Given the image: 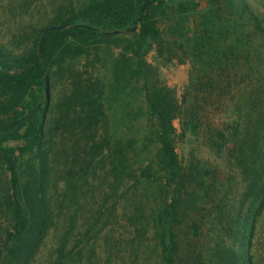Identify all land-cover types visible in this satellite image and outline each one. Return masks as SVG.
<instances>
[{
	"label": "rangeland",
	"instance_id": "374dc122",
	"mask_svg": "<svg viewBox=\"0 0 264 264\" xmlns=\"http://www.w3.org/2000/svg\"><path fill=\"white\" fill-rule=\"evenodd\" d=\"M87 3L0 0V50L10 58L25 55L41 29L72 21ZM228 9L231 15L226 12L223 17L231 16L232 26L250 32L252 47H259V57L255 53L252 61L259 60L264 67V0H231ZM97 48L99 58L94 55ZM105 48V44H86L87 55L70 57L52 69L51 112L41 146L26 149L24 140L7 142L15 149L25 202L37 210L47 208L52 222L35 254L22 251L17 260L6 258L0 264H160L154 224L161 198L143 180L145 170L156 168L158 144L155 134L135 118L138 103L133 105L128 127L119 125L108 110L104 97L112 77L101 55ZM114 50L132 65L129 51L123 46ZM190 73L189 63L159 70L179 101L190 99L186 122L190 131L177 141L176 153L200 194H208L196 198L186 220L200 227L198 236L190 238L188 264L215 263L217 243L247 251L250 264H264V211L256 216L255 190L243 173L264 147V108L254 110L258 103L252 93L238 89L242 77L224 92L207 89L202 80L201 93L187 95ZM174 126L179 129L180 121H174ZM8 177L0 161V200ZM1 201L3 237L12 216ZM245 219L255 222L252 235L233 240L226 229L241 234Z\"/></svg>",
	"mask_w": 264,
	"mask_h": 264
},
{
	"label": "trees",
	"instance_id": "16d2710c",
	"mask_svg": "<svg viewBox=\"0 0 264 264\" xmlns=\"http://www.w3.org/2000/svg\"><path fill=\"white\" fill-rule=\"evenodd\" d=\"M172 2L88 0L72 21L41 29L25 55L10 58L0 50V161L9 176L0 201L12 216L10 229L0 237V262L6 258L17 260L16 254L22 251L29 256L35 254L52 222L47 208L37 210L25 202L15 149L7 142L24 140L26 149L41 146L51 112L52 69L70 57L87 55L86 44H105L101 55L112 77L104 97L108 110L119 125L128 127L133 105L138 103L135 118L155 134L158 144L156 168L153 172L150 167L145 170L143 180L154 186L161 198L154 224L160 264H188L190 238L198 236L200 227L196 221L188 225L186 220L196 206V198L208 194H200L176 153L177 141L190 131L186 123L190 99L179 101L175 91L161 80L159 70L173 63H189L187 95L201 93L205 88L202 80L207 89L224 92L242 77L238 89L252 93L258 103L254 110L258 111L264 108V67L259 60L252 61L255 53L259 57V47H252L250 32L232 26L231 16L223 17L226 12L231 15V0H179L176 5ZM243 7L247 8L245 3ZM201 18L202 23L198 22ZM112 46H123L129 51L132 65L128 66L125 57L116 54ZM98 50L94 51L97 58ZM176 120L180 121L179 129L174 126ZM243 173L255 190L258 216L264 211V147ZM254 223L253 219H245L241 234L232 228L226 233L233 240L238 236L244 240L247 233L252 235ZM215 253L213 264L251 263L247 251L219 243Z\"/></svg>",
	"mask_w": 264,
	"mask_h": 264
},
{
	"label": "water",
	"instance_id": "95a60500",
	"mask_svg": "<svg viewBox=\"0 0 264 264\" xmlns=\"http://www.w3.org/2000/svg\"><path fill=\"white\" fill-rule=\"evenodd\" d=\"M59 29V28H58Z\"/></svg>",
	"mask_w": 264,
	"mask_h": 264
}]
</instances>
